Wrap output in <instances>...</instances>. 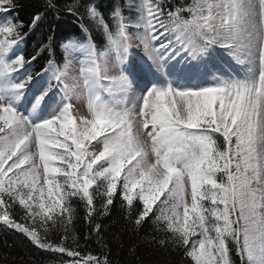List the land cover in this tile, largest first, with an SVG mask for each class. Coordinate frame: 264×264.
<instances>
[{
	"label": "snow or ice",
	"instance_id": "obj_1",
	"mask_svg": "<svg viewBox=\"0 0 264 264\" xmlns=\"http://www.w3.org/2000/svg\"><path fill=\"white\" fill-rule=\"evenodd\" d=\"M17 7L0 0V223L56 264H113L81 247V207L102 248L137 237L131 264L141 244L264 264V0H68L79 34L31 55L61 8L45 0L26 25Z\"/></svg>",
	"mask_w": 264,
	"mask_h": 264
},
{
	"label": "trees",
	"instance_id": "obj_2",
	"mask_svg": "<svg viewBox=\"0 0 264 264\" xmlns=\"http://www.w3.org/2000/svg\"><path fill=\"white\" fill-rule=\"evenodd\" d=\"M18 7L10 12V17H18L27 23L30 21L32 15L38 11L43 10L45 0H16ZM55 3L61 8L60 18L57 19L52 11H49L46 15V19L41 23L40 27L32 33L26 44L23 46L26 55L33 53V44L37 43L40 39H46L48 35L54 36V41L57 43L68 36L78 35V28L75 24V18L71 15L63 12V6L68 0H54ZM113 0H96V3L100 8L107 12L110 8ZM27 31V28H25ZM60 49L57 48V54L59 59ZM45 53L35 63L34 68L39 70L43 65ZM79 218L74 226L76 235L79 237V243L81 247L87 251H91L93 254H99L102 251L110 252V259L113 264H131V257L128 254V247L130 243L136 242L137 237H130L127 233H124L120 240L112 238L110 232L104 234V240L107 244V248L97 242L95 234L88 235L90 232V226L83 219V208H79ZM119 215L118 207L113 208L110 217L103 218V223L109 225L111 221L116 219ZM150 229V225H146L144 230L140 233L143 237ZM87 237V239L85 238ZM54 240H58V237H53ZM71 245L72 241L69 239L66 241ZM123 244V247H121ZM137 255L144 261V264H163L165 260L168 264H178V257L162 256L158 252H153L150 248L141 244L137 249ZM60 258V254L53 252H45L38 249L32 242L13 229L5 227L0 223V264H56V261ZM67 259V257H63Z\"/></svg>",
	"mask_w": 264,
	"mask_h": 264
},
{
	"label": "rangeland",
	"instance_id": "obj_3",
	"mask_svg": "<svg viewBox=\"0 0 264 264\" xmlns=\"http://www.w3.org/2000/svg\"><path fill=\"white\" fill-rule=\"evenodd\" d=\"M74 65H75L76 67H78V64H76L75 61H74Z\"/></svg>",
	"mask_w": 264,
	"mask_h": 264
}]
</instances>
